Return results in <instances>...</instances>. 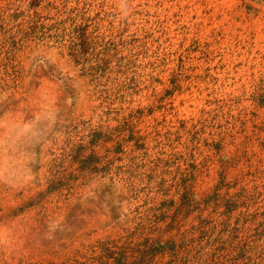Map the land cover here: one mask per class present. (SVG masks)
Wrapping results in <instances>:
<instances>
[{
  "label": "rangeland",
  "instance_id": "374dc122",
  "mask_svg": "<svg viewBox=\"0 0 264 264\" xmlns=\"http://www.w3.org/2000/svg\"><path fill=\"white\" fill-rule=\"evenodd\" d=\"M31 17L38 26L20 32ZM2 19L17 43L8 55L11 45H0V264L57 261L150 218L160 200H178L176 164L163 176L165 197L139 175L180 154L196 167L197 199L221 180V197L248 191L231 221L243 215L257 233L234 251L226 243L220 261L264 264V0H0ZM123 119L146 150L125 146L117 176L94 178L64 204L49 198L42 221L38 208L20 212L55 159ZM132 158L145 167L129 169ZM200 209L181 231L200 214L221 218L220 208Z\"/></svg>",
  "mask_w": 264,
  "mask_h": 264
},
{
  "label": "trees",
  "instance_id": "16d2710c",
  "mask_svg": "<svg viewBox=\"0 0 264 264\" xmlns=\"http://www.w3.org/2000/svg\"><path fill=\"white\" fill-rule=\"evenodd\" d=\"M34 16H36V12ZM7 17L16 18L17 15L10 14ZM3 21L4 19L0 22V31H3V40L0 45H11L9 51H5L8 55L13 51L17 42L15 36L5 35ZM37 22L34 17H31L25 22L27 26L20 32L28 33L29 29L38 26ZM130 125L128 120L123 119L122 124L117 127L104 132L94 131L90 133L85 144L74 145L60 158L55 159L51 167V179L46 188L26 203L20 212L25 208H38L37 215H41L40 220L42 221L48 210L45 204L49 198H54L56 203L64 204L80 187L91 182L94 178L105 179L112 173L117 176L113 171L114 164L123 160L120 156L125 155V146L132 143L130 153L147 149L141 142L142 137H134L133 131L129 128L132 127ZM127 131L128 133H126ZM109 143L113 145L108 147ZM96 147L103 148L102 155L96 154L94 151ZM184 157L185 155L180 154L179 156L171 155L166 160L156 158L150 162L152 166L148 168L147 172L139 175V181L146 180L148 185H154L150 189V193L154 192L156 195L165 197L168 191L164 186L166 180L163 176L170 174L166 168L176 164L172 177L174 184L170 187L176 190L177 201L174 199L160 200L157 205L148 209L151 214L150 218L141 219L135 227L124 229L122 233L115 236H108L88 245H82L62 259L27 264H187L190 261H193V264H223L220 260L224 257L219 255V252L225 248L226 243L234 251L237 248V246H232L235 241L237 243L245 242L253 235L251 232L257 233V226L252 229L244 226L247 221L244 220L243 215L239 214L231 221L232 213L236 209V201L241 197H246L248 191L242 188L239 193L230 196L225 194L221 197L219 194L223 186L221 184L223 180H221L215 185L212 194L202 193L197 199L191 189V181L194 180L196 167L194 164L188 163ZM134 159L136 158L130 160L132 163L128 167L129 169L136 166L133 163ZM180 160L184 162L182 170L177 165ZM144 165L136 166L135 169L144 168ZM157 178L160 180L155 181ZM109 180L111 181L112 177ZM210 205L215 210L222 209L219 213L220 219L213 223L200 214L195 219L196 223H191L187 229L181 231V222L194 208L201 212L200 207ZM18 211L14 210L13 212L17 214ZM172 211L174 212L173 216L168 217ZM181 214L184 215L179 217ZM167 219H170L169 223H167ZM241 223L243 225L240 227ZM160 224H165V227L161 228ZM261 225L262 222L258 226ZM215 232L217 235L213 238ZM240 233L243 234L241 239ZM165 235H168L167 239H164ZM195 243L199 246L205 243V246L209 248L202 254H198L196 248L192 247ZM192 252L196 253L191 255Z\"/></svg>",
  "mask_w": 264,
  "mask_h": 264
}]
</instances>
